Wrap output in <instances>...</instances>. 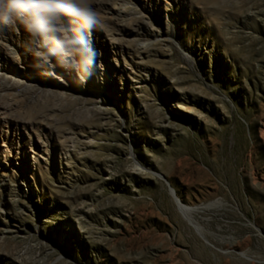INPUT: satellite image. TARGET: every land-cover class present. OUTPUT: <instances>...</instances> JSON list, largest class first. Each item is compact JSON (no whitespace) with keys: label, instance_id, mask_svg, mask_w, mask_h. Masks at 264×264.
Wrapping results in <instances>:
<instances>
[{"label":"rangeland","instance_id":"374dc122","mask_svg":"<svg viewBox=\"0 0 264 264\" xmlns=\"http://www.w3.org/2000/svg\"><path fill=\"white\" fill-rule=\"evenodd\" d=\"M108 2L69 66L0 25V264H264V0Z\"/></svg>","mask_w":264,"mask_h":264},{"label":"clouds","instance_id":"9594fccd","mask_svg":"<svg viewBox=\"0 0 264 264\" xmlns=\"http://www.w3.org/2000/svg\"><path fill=\"white\" fill-rule=\"evenodd\" d=\"M91 4L92 0H0V25H23L37 44L35 56L46 62L55 57L61 63L63 52L84 51L83 33L98 22ZM64 17L76 22L74 35L63 26ZM82 61L91 64V55Z\"/></svg>","mask_w":264,"mask_h":264},{"label":"bare ground","instance_id":"6f19581e","mask_svg":"<svg viewBox=\"0 0 264 264\" xmlns=\"http://www.w3.org/2000/svg\"><path fill=\"white\" fill-rule=\"evenodd\" d=\"M99 2V9L103 10L106 13H113V10L116 11L117 13L121 14L123 12H125V8H118L117 5H113L111 2L109 3L108 0H96ZM108 4V5H107ZM128 7V6H127ZM130 7V6H129ZM95 8V7H94ZM127 9V8H126ZM97 11V10H96ZM102 12V11H101ZM100 12V13H101ZM99 14V13H98ZM103 14V13H102ZM117 15V14H116ZM122 15V14H121ZM107 16V15H106ZM125 19V18H124ZM132 19V18H131ZM11 28V27H10ZM85 32L83 33L84 36ZM92 34H90L91 36ZM9 36V35H8ZM91 40V39H90ZM115 40V39H114ZM113 41L111 42L112 45ZM0 80L6 81V80H10L11 82H16L23 84L22 82H30V77L26 75V73L23 71V68H27V64H24V60L20 58L19 55V51H21V43L18 41H13L12 39H10L9 37H7V35H5L3 32L0 31ZM108 44L107 41L104 43V45ZM110 44V43H109ZM108 44V45H109ZM148 44H150V42H143L141 45L142 47H146ZM91 46H95L92 45ZM20 49V50H19ZM24 53V51L22 50V54ZM71 52L65 51L62 53L61 56V63L66 64V65H70L71 64ZM56 60V58H55ZM60 63V65H61ZM59 64V63H58ZM56 78H60L59 75H54ZM32 77V76H31ZM35 78V77H34ZM9 81V82H10ZM1 82V81H0ZM25 84H23L24 86ZM29 85V84H27ZM180 109L184 112H190L191 108L188 105L185 104H181L179 105ZM3 113V112H2ZM5 113V112H4ZM1 116V115H0ZM5 117V116H3ZM2 117V118H3ZM3 125L5 126H9L7 124H9V122L7 120H3ZM7 133H9L8 131H6ZM6 134L2 135V138L4 140H7L9 137H6ZM158 177V176H157ZM160 178L164 179L161 174L159 176ZM171 190V189H170ZM172 195L175 197V194L173 192V190H171ZM177 195V194H176ZM181 209L183 210V212L191 219L193 220V214L198 210V208H194V207H190L184 204H181ZM199 227V226H198Z\"/></svg>","mask_w":264,"mask_h":264},{"label":"water","instance_id":"95a60500","mask_svg":"<svg viewBox=\"0 0 264 264\" xmlns=\"http://www.w3.org/2000/svg\"><path fill=\"white\" fill-rule=\"evenodd\" d=\"M165 178V177H164ZM165 180H166V178H165ZM170 186V185H169ZM170 189L171 190H173V192H174V194H175V190L170 186Z\"/></svg>","mask_w":264,"mask_h":264}]
</instances>
